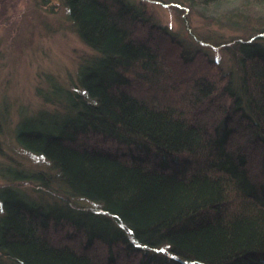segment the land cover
Returning a JSON list of instances; mask_svg holds the SVG:
<instances>
[{"label": "trees", "instance_id": "16d2710c", "mask_svg": "<svg viewBox=\"0 0 264 264\" xmlns=\"http://www.w3.org/2000/svg\"><path fill=\"white\" fill-rule=\"evenodd\" d=\"M187 1L254 29L230 70L170 69L142 0H63L94 53L15 136L60 198L0 189V264H264V0Z\"/></svg>", "mask_w": 264, "mask_h": 264}, {"label": "rangeland", "instance_id": "374dc122", "mask_svg": "<svg viewBox=\"0 0 264 264\" xmlns=\"http://www.w3.org/2000/svg\"><path fill=\"white\" fill-rule=\"evenodd\" d=\"M142 1L148 4L154 22L163 28L154 29L148 40L168 58L170 69L208 72L214 62L230 70L234 62L226 48L235 38L255 35L253 28L226 23L223 14L229 11L228 6L203 13L187 0ZM93 53L76 32L63 0H0V189L20 187L29 196L45 201L60 198L58 192L43 188L37 177L21 178L22 172L49 176L50 171L42 157L19 146L16 129L21 119L51 109L42 94L55 82L69 86L81 62ZM145 85L141 86L147 89ZM153 89L157 90L152 86L148 91ZM49 183L59 188L57 181ZM73 232L60 228L58 237L70 235L74 241L85 240L82 234ZM137 258L132 255L122 260L129 263L132 259L134 264Z\"/></svg>", "mask_w": 264, "mask_h": 264}]
</instances>
